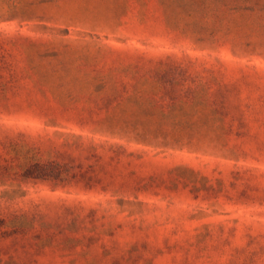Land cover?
Masks as SVG:
<instances>
[{"label": "rangeland", "instance_id": "rangeland-1", "mask_svg": "<svg viewBox=\"0 0 264 264\" xmlns=\"http://www.w3.org/2000/svg\"><path fill=\"white\" fill-rule=\"evenodd\" d=\"M66 150L169 185L5 178ZM119 254L264 264V0H0V264Z\"/></svg>", "mask_w": 264, "mask_h": 264}, {"label": "trees", "instance_id": "trees-1", "mask_svg": "<svg viewBox=\"0 0 264 264\" xmlns=\"http://www.w3.org/2000/svg\"><path fill=\"white\" fill-rule=\"evenodd\" d=\"M214 35L215 32L210 31L199 40L205 41V38H213ZM22 127H26V124H23ZM116 145L118 149H113L116 152H120L121 149L127 147V145H120L121 147L118 144ZM67 153H69L67 150L60 151L55 158L42 159L33 155L27 157L24 162L18 164L19 170L13 171L10 167L5 168V178L9 182L21 186L28 181L31 183L37 180H49L54 182L53 186L59 188L71 187L78 191L87 192L90 196L101 195L106 191L134 196L154 193L156 189H165L169 185L166 178L156 175L143 176L132 170H119L118 174L115 175L107 170L105 163L101 161V157L95 152L92 153V151L90 157L93 158L94 163H88L86 158L82 160L76 156H66ZM240 198L245 200L248 199V196L243 193ZM78 227L79 229L83 228L80 225ZM100 257L102 256L100 255ZM105 259L111 264H122L121 262H125L126 257L124 254H119Z\"/></svg>", "mask_w": 264, "mask_h": 264}]
</instances>
